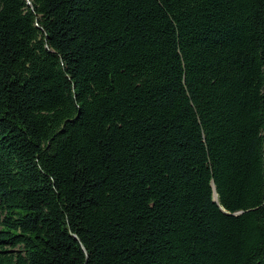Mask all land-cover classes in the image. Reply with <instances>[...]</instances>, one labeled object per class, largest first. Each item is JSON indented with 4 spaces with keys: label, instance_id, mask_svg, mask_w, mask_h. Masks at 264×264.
I'll list each match as a JSON object with an SVG mask.
<instances>
[{
    "label": "trees",
    "instance_id": "1",
    "mask_svg": "<svg viewBox=\"0 0 264 264\" xmlns=\"http://www.w3.org/2000/svg\"><path fill=\"white\" fill-rule=\"evenodd\" d=\"M0 264H264V0H0Z\"/></svg>",
    "mask_w": 264,
    "mask_h": 264
}]
</instances>
